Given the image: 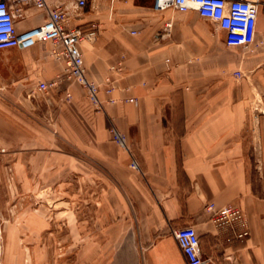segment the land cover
<instances>
[{"label": "crops", "instance_id": "0c3cea01", "mask_svg": "<svg viewBox=\"0 0 264 264\" xmlns=\"http://www.w3.org/2000/svg\"><path fill=\"white\" fill-rule=\"evenodd\" d=\"M50 1L68 7L70 25L99 23L79 49L102 105L73 79L37 90L62 71L50 41L0 49V147L15 155V184L52 174L56 165L43 159L55 152L62 173L107 187L105 201L131 218L136 245H128L125 264H187L172 234L185 225L196 229L202 264H264V0L246 48L227 45L217 22L194 10L158 11L152 0H115L111 9L108 0H86L77 11L74 0ZM45 16L27 8L16 28ZM118 62L121 69H111ZM228 203L243 209L244 240L216 226L207 209Z\"/></svg>", "mask_w": 264, "mask_h": 264}, {"label": "rangeland", "instance_id": "374dc122", "mask_svg": "<svg viewBox=\"0 0 264 264\" xmlns=\"http://www.w3.org/2000/svg\"><path fill=\"white\" fill-rule=\"evenodd\" d=\"M14 157L0 147V264L131 260L128 245H136L131 243L132 221L119 204L110 207L105 201L107 187L62 173L57 168L61 156L55 152L43 159L56 165L52 174L39 171L40 180L19 186L13 178Z\"/></svg>", "mask_w": 264, "mask_h": 264}, {"label": "built area", "instance_id": "2783aa9c", "mask_svg": "<svg viewBox=\"0 0 264 264\" xmlns=\"http://www.w3.org/2000/svg\"><path fill=\"white\" fill-rule=\"evenodd\" d=\"M112 9L115 0H108ZM261 0H152L154 10L172 8L177 11L194 10L201 17L217 22L224 32V41L229 46L248 47L254 41L256 18ZM73 9L80 11L86 6V0H74ZM27 8L42 10L45 19L42 23L29 29L18 31L16 18L24 17ZM71 15L68 7L55 5L50 0H0V49L20 46L27 48L38 41L52 43L51 55L62 60V71L50 81H38L36 88L46 91L56 86L61 79H73L87 89L88 97L96 107L102 105L98 98V86L85 76L83 58L79 44L84 40H92L97 34L99 23L89 21L86 26L70 25ZM111 69L120 70L121 63L111 66ZM234 77L240 78L242 73L235 71ZM112 87L105 89L111 93ZM65 97L70 93L65 91ZM113 103L115 99L108 98ZM113 140L125 146V137L116 127H111ZM130 166L137 168L133 159ZM207 209L213 211L212 220L218 227L230 228L235 237L244 240L249 231L246 225L243 209L235 203L224 204L214 209L208 205ZM187 264H202L203 257L199 246V236L193 225H185L172 231Z\"/></svg>", "mask_w": 264, "mask_h": 264}]
</instances>
